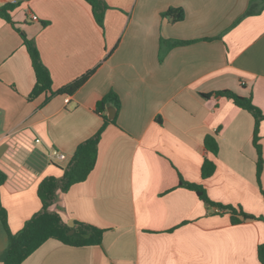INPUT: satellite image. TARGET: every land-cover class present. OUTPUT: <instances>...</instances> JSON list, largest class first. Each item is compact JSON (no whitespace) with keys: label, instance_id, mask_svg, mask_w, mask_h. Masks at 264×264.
Here are the masks:
<instances>
[{"label":"crops","instance_id":"obj_1","mask_svg":"<svg viewBox=\"0 0 264 264\" xmlns=\"http://www.w3.org/2000/svg\"><path fill=\"white\" fill-rule=\"evenodd\" d=\"M105 2L102 29L84 0H0L18 5L15 26L0 18V170L7 175L0 199L13 234L40 211V183L61 178L79 145L103 127L97 104L110 93L120 101L119 110L106 108L115 123L102 134L94 170L52 208L67 223L103 230L102 245L49 240L22 264H261L264 165L258 184L255 119L214 94L250 98L264 114V9L257 0ZM172 9L183 18L163 17ZM16 29L35 42L54 92L94 74L72 95L29 100L36 76ZM162 39L196 42L168 50ZM207 136L216 138L217 155L206 149ZM259 144L264 160V121ZM205 160L216 165L206 180ZM180 178L259 219L232 225ZM7 248L0 222V264Z\"/></svg>","mask_w":264,"mask_h":264},{"label":"trees","instance_id":"obj_2","mask_svg":"<svg viewBox=\"0 0 264 264\" xmlns=\"http://www.w3.org/2000/svg\"><path fill=\"white\" fill-rule=\"evenodd\" d=\"M84 1L91 7L92 14L98 26L103 29L106 13L109 10V6L105 0ZM257 2L260 3L261 9L263 10L264 0H257ZM17 7V4H6L1 6L0 18L15 26V23L12 21L11 13ZM163 17H169L173 21H176L183 18V13L182 11L172 9L163 14ZM44 25H46V23H44ZM16 30L20 34L24 45L27 48L36 76V84L32 93L28 97L29 100H34L40 95L47 93L50 94L51 97L55 95H72L94 74V71H90L81 78L54 92L52 89L51 75L42 63L35 42L28 39L26 34L20 29ZM195 42L196 41H173L162 39L161 46L162 48L170 50L175 47L190 45ZM202 96L204 98H210L213 95ZM214 96L226 97L232 100L237 107L249 112L254 117L255 131L253 143L258 154L257 182L260 184L264 160L261 146L259 144V128L262 121H264V114L252 103L250 98L241 97L231 91L218 92L214 94ZM109 105H113L119 110L120 101L116 94H108L97 104L95 112L103 118L104 125L92 138L79 145L68 166L65 169H62V177H47L40 183L38 197L42 205L41 209L26 222L19 233L13 234L10 231L8 226V214L2 206L0 199V222L4 226L8 235L7 256L4 264H22L49 240H57L64 245L76 248L102 245L103 230L79 221H75L74 226L70 227L68 223L63 220L61 215L58 212L53 211L52 208L58 202L60 194H66L73 186L85 182L94 170L97 161L98 145L102 134L109 124L115 123L114 121H109L105 115L106 108ZM204 144L209 152L214 155L218 154V143L214 136H207ZM215 171V163L205 160L201 169L202 178L204 180L211 178ZM6 181L7 175L0 170V195L1 188ZM179 186L195 192L200 200L206 205L218 208L223 213L229 214L232 225H238L246 221L259 219L245 213L241 207H234L231 205L225 206L211 201L206 190L201 185L187 183L180 178ZM71 231H74L73 234H70ZM258 259L261 264H264V245H261L258 248Z\"/></svg>","mask_w":264,"mask_h":264},{"label":"built area","instance_id":"obj_3","mask_svg":"<svg viewBox=\"0 0 264 264\" xmlns=\"http://www.w3.org/2000/svg\"><path fill=\"white\" fill-rule=\"evenodd\" d=\"M34 20H37V18L35 16L32 17ZM52 158H56V159H60V160H65L66 156L63 154H59L57 152H54L52 155Z\"/></svg>","mask_w":264,"mask_h":264},{"label":"water","instance_id":"obj_4","mask_svg":"<svg viewBox=\"0 0 264 264\" xmlns=\"http://www.w3.org/2000/svg\"><path fill=\"white\" fill-rule=\"evenodd\" d=\"M110 118H111V116H110ZM68 225H69L70 227H73V226H74V221H70V222L68 223ZM73 232H74V231H71L70 234H73Z\"/></svg>","mask_w":264,"mask_h":264}]
</instances>
